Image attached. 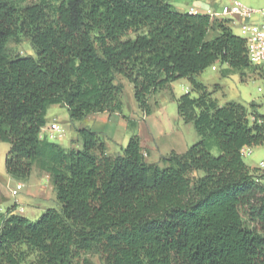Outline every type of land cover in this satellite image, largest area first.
I'll list each match as a JSON object with an SVG mask.
<instances>
[{
    "label": "trees",
    "instance_id": "obj_1",
    "mask_svg": "<svg viewBox=\"0 0 264 264\" xmlns=\"http://www.w3.org/2000/svg\"><path fill=\"white\" fill-rule=\"evenodd\" d=\"M24 2L0 0L4 168L21 183L34 166L47 174L57 208L34 222L15 205L0 214V264H264V171L241 156L264 146L260 105L220 107L195 81L216 65L241 79L251 69L264 76L229 21L178 12L170 0ZM22 36L34 56H9ZM119 78L144 116L151 96L187 79L195 95L177 98L176 110L199 141L160 157L159 167L145 162L135 135L118 155L85 128L76 130L78 149L39 138L50 106L73 123L120 113Z\"/></svg>",
    "mask_w": 264,
    "mask_h": 264
},
{
    "label": "rangeland",
    "instance_id": "obj_2",
    "mask_svg": "<svg viewBox=\"0 0 264 264\" xmlns=\"http://www.w3.org/2000/svg\"><path fill=\"white\" fill-rule=\"evenodd\" d=\"M42 0H25L20 6L37 4ZM49 3H55L58 0H44ZM229 0H170L171 6L178 12L188 13V9L195 7L198 3H202L208 6L212 11L218 12L222 6L226 5ZM242 3L249 9L259 10L263 6V0H234ZM253 19H258V16H254ZM232 32L238 36L237 26L231 25ZM213 36L210 33L208 38ZM132 38V37H131ZM7 52L9 56H21V57H33L34 50L30 44V41L25 37L11 40L7 46ZM216 70L207 68L199 75L195 77V81L206 88V91L210 94L213 100H216L220 107L226 103L235 102L248 107L249 103L254 102L260 105L258 113L264 116V76L260 78L256 73H253V69L245 70L243 78L241 79V72L239 71H227L224 72L223 67L215 66ZM119 81L123 83L124 90L120 96L122 103V113L124 115H134L137 117L139 108L135 102L133 95V88L126 80L119 78ZM189 83L187 79H179L170 84L169 89L161 90L154 96H151L148 103L153 112L151 117L152 121L156 120L160 125L167 126L172 125L174 127V135L172 138L179 147L177 150L185 152L190 146L199 141V137L196 134L193 125L191 123H184L177 116L176 102L175 100L190 91ZM191 93V92H190ZM192 96L195 94L191 93ZM157 105V107L154 105ZM138 112V113H137ZM56 122L64 132L60 141H55V144L68 149L70 146L76 145L80 142L75 129L78 127L79 122H70L68 118L67 110L62 106H50L46 112V124ZM116 142L109 144L110 155H118L121 150L120 147L125 148L127 142L122 141L123 136L116 133ZM9 144L0 142V214H5L6 211L16 206L14 214L20 215L27 220L36 221L47 209L57 208L55 203V195L52 187L46 181V174L40 172L36 166L33 167L30 178L28 181L19 182L11 179L5 173L4 159L8 152ZM251 155L242 156L244 163L250 166H256L259 168V163L264 161V146L252 147L249 149ZM210 153L213 156H218V149L214 144L210 147ZM145 159V158H144ZM147 164L158 165L164 167L160 162V157L153 155L151 158L145 159ZM260 171H264L259 169ZM192 176H201V172L192 173ZM17 184L22 185V189L17 193V196L11 195V190L15 189ZM22 210V213L19 210ZM33 257H30L32 259ZM97 264L96 259H92Z\"/></svg>",
    "mask_w": 264,
    "mask_h": 264
},
{
    "label": "crops",
    "instance_id": "obj_3",
    "mask_svg": "<svg viewBox=\"0 0 264 264\" xmlns=\"http://www.w3.org/2000/svg\"><path fill=\"white\" fill-rule=\"evenodd\" d=\"M195 7L200 9L208 8L207 5L200 2ZM187 91H190V85ZM155 103L156 102H154V105L157 107ZM137 111L139 112H137V117H135L134 115H124L122 113V109L120 113L114 114H90L79 122L78 127L75 129V131L85 128L102 135L105 138L107 152L109 151V144H114L116 142L115 136L116 133H119L123 136L122 141L124 142H128V140L133 135L137 136L140 139V149L145 159L151 158L153 155H156L159 158L168 155L170 152H175L177 154L184 153L180 150H177L181 147H179V145H177V143L174 141L178 140L172 138V136L174 135V127L172 125L168 124L167 126H162L156 120L152 121L151 117L153 116V112L149 116H144L142 115L140 110ZM80 146V142H77L76 145L70 146V148L78 149ZM122 149L123 147H120V150ZM249 149L250 148L247 147L244 148V150H246V153H249L247 155H251ZM108 154L110 155L109 152ZM244 164L250 170L260 169V167L257 168L256 166H250L246 163ZM46 179V181H48V183L50 184L47 174ZM19 212L22 213V210L20 209Z\"/></svg>",
    "mask_w": 264,
    "mask_h": 264
},
{
    "label": "built area",
    "instance_id": "obj_4",
    "mask_svg": "<svg viewBox=\"0 0 264 264\" xmlns=\"http://www.w3.org/2000/svg\"><path fill=\"white\" fill-rule=\"evenodd\" d=\"M188 14L204 15L211 20H227L229 25L237 26L238 37L245 41L246 55L250 64L264 70V4L261 9L253 10L238 1L229 0L218 12L212 11L210 8L191 7L188 9ZM255 15L258 16L256 20L253 19ZM212 70L216 69L212 67ZM63 135V129L53 122L40 130L39 138L55 143V141H60ZM245 154L249 153H246L243 148L241 156ZM259 167L264 170V162H261ZM21 189L22 185L17 184L15 189L11 190V195L17 196Z\"/></svg>",
    "mask_w": 264,
    "mask_h": 264
}]
</instances>
